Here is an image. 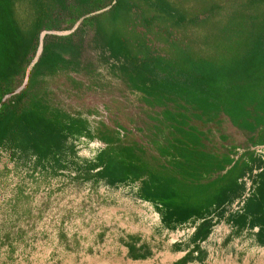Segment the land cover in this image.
Instances as JSON below:
<instances>
[{"label": "trees", "instance_id": "trees-1", "mask_svg": "<svg viewBox=\"0 0 264 264\" xmlns=\"http://www.w3.org/2000/svg\"><path fill=\"white\" fill-rule=\"evenodd\" d=\"M198 1L203 5L190 12L170 0H0V101L27 71L29 84L0 108V151L33 159L37 166L70 167L111 185L145 174L129 146L106 149L94 163L73 162L68 141L87 135L88 126L31 94L38 78L87 69L82 60L87 33L96 60L144 99L180 100L203 114L223 112L234 125L264 133V0ZM155 24L163 25L158 38L173 52L169 58L147 38ZM188 26L199 32L186 39L169 32ZM65 30L72 31L54 33ZM104 139L113 144L108 133ZM260 142L264 146L263 138ZM254 152L262 170L254 177L250 173L253 189L242 210L258 214L255 219L264 227V159ZM187 153L192 160L193 153ZM154 187L157 191L159 185ZM153 195L154 189L142 186L144 200Z\"/></svg>", "mask_w": 264, "mask_h": 264}, {"label": "rangeland", "instance_id": "rangeland-1", "mask_svg": "<svg viewBox=\"0 0 264 264\" xmlns=\"http://www.w3.org/2000/svg\"><path fill=\"white\" fill-rule=\"evenodd\" d=\"M170 1L190 12L203 5L198 0ZM159 26L163 25L152 26L147 38L158 54L169 58L173 52L158 38L161 33ZM71 31L54 33L66 35ZM169 32L173 38L186 39L196 35L199 29L173 27ZM44 34L46 32L42 31L41 39ZM85 39L87 46L82 60L87 69L63 70L38 78L31 86V94H38L61 115L86 123L89 133L80 139H70L67 145L73 146V162L81 166L87 162L94 163L100 146L108 143L99 137L102 133H108L116 141L120 139L117 144L122 146H142L145 156L156 154L152 148V126L167 119L162 108L171 109L173 106L144 99L124 80L110 75L95 58L91 33H87ZM41 44L36 55L41 50ZM28 86L27 71L24 77H17L11 92L19 90L18 94ZM156 131L160 138L165 130L158 128ZM229 135L235 144L245 145L247 134L232 131ZM246 179L241 178V191L234 202L245 201L252 192V186L246 192ZM137 200L135 186L86 179L70 167L57 170L37 166L33 159L14 158L8 151L1 150L0 264H118L120 260V264H134L129 260L142 261V255L144 257L151 248L157 249L159 245L156 246L158 236L148 233V219L138 217L134 211L142 209L146 213L140 205L143 201ZM230 207L233 209V204ZM254 223L257 224L254 221L251 225ZM129 224L137 229L134 234L138 238V248L132 250L130 257L126 253L130 250L126 246L130 240ZM122 225L127 232L120 231ZM107 236L115 237L117 243L125 248V254L121 249L114 248ZM183 236L179 230L170 233L169 239L176 242ZM261 238L264 241V233ZM248 252V264H264V248Z\"/></svg>", "mask_w": 264, "mask_h": 264}, {"label": "crops", "instance_id": "crops-1", "mask_svg": "<svg viewBox=\"0 0 264 264\" xmlns=\"http://www.w3.org/2000/svg\"><path fill=\"white\" fill-rule=\"evenodd\" d=\"M158 104L173 107L162 108V113L167 119L152 126V148L156 154L145 156L142 146H122L117 144L120 139L116 141L113 138V144L118 146L101 145L94 158L106 149L118 151L129 146L135 149L140 158V166H143L145 171L139 179L129 180L124 184L135 186L137 202L143 201L140 205H143L146 213H143L142 209L134 211L138 217L148 219V233L158 236L156 246L159 247L151 248L144 257L142 255L144 260L129 262L248 264V250L257 252L264 248L261 238L264 227L257 225L258 223L251 225L258 214L250 212L248 207L243 211L244 200H233L241 191V178H247L246 192H249L250 173L254 177L262 170L254 150L264 159V146L260 142L262 138L264 142L263 129L259 127L250 133L234 125L223 112L203 114L180 100L172 99ZM158 128L166 131L160 138L157 137ZM232 131L247 134L245 145L233 142L229 135ZM99 137L104 140L106 134L102 133ZM187 152L193 153L192 160L186 159L189 154ZM157 185L159 188L155 191L154 186ZM142 186L152 192L154 189V197L144 200L140 196ZM123 227L125 226L122 225L120 231ZM179 230L184 236L176 242L170 240V233ZM123 231L127 232L126 229ZM136 231L137 229L129 224L130 240L126 246L130 250L127 252L117 243L115 237L107 238L114 248L121 249L123 254L126 252L130 257L132 250L138 248V238L134 234Z\"/></svg>", "mask_w": 264, "mask_h": 264}, {"label": "water", "instance_id": "water-1", "mask_svg": "<svg viewBox=\"0 0 264 264\" xmlns=\"http://www.w3.org/2000/svg\"><path fill=\"white\" fill-rule=\"evenodd\" d=\"M17 92H19V90H15L13 92H10L6 95H4L0 101V108L4 105V103L10 98V96H12L13 94H16Z\"/></svg>", "mask_w": 264, "mask_h": 264}]
</instances>
